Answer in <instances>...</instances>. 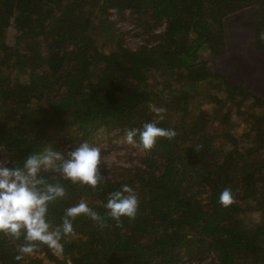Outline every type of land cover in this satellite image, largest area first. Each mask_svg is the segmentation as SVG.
Returning <instances> with one entry per match:
<instances>
[{
  "label": "trees",
  "instance_id": "16d2710c",
  "mask_svg": "<svg viewBox=\"0 0 264 264\" xmlns=\"http://www.w3.org/2000/svg\"><path fill=\"white\" fill-rule=\"evenodd\" d=\"M249 9L239 25L264 53V0H0L6 166L45 147L71 150L99 128L124 134L154 121L176 133L151 150L137 142L143 152L120 156L126 164L104 163L110 150H101L96 189L63 181L53 227L65 207L85 202L103 228L81 215L61 252L39 245L19 261L23 238L0 233V264H264V98L215 67L229 52L230 19ZM132 31L134 48L123 37ZM123 184L138 211L117 224L103 204ZM225 188L228 207L218 202Z\"/></svg>",
  "mask_w": 264,
  "mask_h": 264
},
{
  "label": "clouds",
  "instance_id": "9594fccd",
  "mask_svg": "<svg viewBox=\"0 0 264 264\" xmlns=\"http://www.w3.org/2000/svg\"><path fill=\"white\" fill-rule=\"evenodd\" d=\"M153 111L162 113L163 109L153 108ZM175 135L173 129H164L153 121L144 123L139 129H127L125 139L128 144L138 142L144 150H151L159 138L171 139ZM101 163V150L87 141L68 151L45 147L12 167L0 163V233L13 239L23 238L17 248V261L39 245L61 252L62 241L74 233L73 221L81 215L89 217L100 228L104 227V217L85 202L65 207L60 223L54 227L50 219V206L66 198L63 181L96 189L102 183ZM44 172L59 175L45 177ZM218 202L224 207L230 206L234 202L231 189L222 190ZM103 207L105 216L119 224L121 218H135L138 197L131 186L123 184L108 192Z\"/></svg>",
  "mask_w": 264,
  "mask_h": 264
},
{
  "label": "rangeland",
  "instance_id": "374dc122",
  "mask_svg": "<svg viewBox=\"0 0 264 264\" xmlns=\"http://www.w3.org/2000/svg\"><path fill=\"white\" fill-rule=\"evenodd\" d=\"M252 11V9H249L241 12L238 15L237 22L234 20V17L230 19L233 25L229 31V52L225 58L215 60V67L225 72L232 84L237 83V85L242 86L252 94L264 98V53H258L251 48L250 31L242 25H239L241 22L250 19ZM114 18L116 19V15L113 16ZM118 26L124 32L133 28V24L129 20L120 22ZM123 37L126 45L131 48L141 44V39L134 35L133 31ZM210 87L211 85H208L207 88L205 87V92H209ZM191 101L193 104H197L199 99L192 96ZM125 134H121L117 129L106 131L103 128H99L91 134V139H87L86 141L99 147L100 150H110L103 155L104 163L110 164L117 162L118 164H126L127 159L120 158V156H124L126 153H136L137 151L143 152V150H141L140 146L139 149H136L135 145L128 144L125 139ZM0 163L6 164L2 159ZM47 264L52 263L47 262Z\"/></svg>",
  "mask_w": 264,
  "mask_h": 264
}]
</instances>
